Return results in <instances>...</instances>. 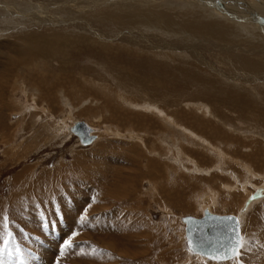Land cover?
Listing matches in <instances>:
<instances>
[{"label":"rangeland","instance_id":"374dc122","mask_svg":"<svg viewBox=\"0 0 264 264\" xmlns=\"http://www.w3.org/2000/svg\"><path fill=\"white\" fill-rule=\"evenodd\" d=\"M40 1L42 0H35L34 5L31 4V6L36 8L39 5L41 8ZM160 3L164 5L163 8L174 6V3L166 0ZM97 5L90 7L95 9ZM177 11H180L181 15L176 18V21L187 28L189 27V34L191 35L189 39L184 38V44H181L183 46L179 48L180 51L178 50V52L156 49L158 46H163V43L175 42L166 35L156 32H141L146 37L145 41H148L144 43L143 39H140L138 31L131 30L138 41H126L130 35L128 29H122L117 25L107 24V22L96 21L95 28L104 33L103 36L106 39H110V41L103 40V43L108 44L109 47L107 46V48L110 52L109 54L99 53L96 52L97 48L81 52L80 49L72 51L69 48L68 59L72 65L65 66L67 73H58L59 79L64 81L60 85L62 90L65 88L64 91L59 89L55 93L53 90L55 85L51 79H48L49 81L43 80V84L38 83V86L42 85L43 92L39 91L31 85L33 73L31 75L23 70L19 74V86L24 84L23 86L28 89L26 96L28 101L26 102L32 106L35 104L36 107L34 108L39 110L40 115L37 113L34 115L36 112L34 109H27L26 102L22 101V96L19 97V90L14 93L16 88L13 90L4 89L2 83L7 78L2 75L0 69V104L3 103L0 105V222L6 216L9 223L7 229L0 224V264H211L208 263L209 261H202L201 258L197 257L198 255L190 251L185 240V225L181 219L188 216L203 217L204 213L201 212L200 205L212 204V199L209 198L205 201L204 196L208 194L212 196L213 191L215 193L219 191L216 194L217 203L223 200L222 206L227 208V210L222 209L216 205V207L214 206L215 212L221 215L228 213L225 215L239 217V207L233 206L231 201L235 196L238 199L245 198L244 188L241 189L240 185L244 183V180L249 182L247 187L250 186L249 192L253 195V185L258 187L259 184H262L259 179L264 176V172L259 171L262 173L259 179L258 177L252 179L251 175L244 174L245 171L237 164L239 161H244L243 155L249 150L245 149L242 153L236 152L237 147L226 145L221 137L218 140L219 135L212 128L215 125L223 131L240 129L236 133L248 136V139L252 138L255 133L245 132L247 129L259 128L264 132V102H262L264 100V77L259 72L261 69L259 63H263V60H257L256 67L249 65L250 69L247 67L244 69L243 63L235 58V50H231L230 54H225L222 48L245 47L251 42L250 39L242 36L241 39L235 34V37H231L230 33L228 34L230 29L226 27V31H223L225 34L223 37L213 35L222 29L221 22L192 15L187 10ZM48 13L58 15V12L54 11ZM92 15L98 14L94 12ZM83 16L84 19L91 22H94L98 17L95 16L92 19L89 15L83 14ZM207 23L212 25L209 27ZM44 27V25L39 26V30L37 29L38 31L35 32L51 31L50 26ZM53 28L58 29L62 34L74 33L77 30L75 24L69 23L65 24L63 28ZM123 30L129 34L126 35V31ZM26 32L27 30L23 29L19 33H12L5 37H1L0 34L2 53L11 55L8 45L5 43L6 46H2L5 39L15 41ZM118 32L122 33V37L113 35ZM133 37L128 38L133 39ZM166 38L168 41L165 40ZM197 45L205 48L202 52L205 57L203 60L195 58V52L188 53L184 50L185 47L195 48ZM173 52L174 55H172ZM234 55L235 57H233ZM234 58L235 60H232ZM8 62L7 58L0 59V67H4ZM49 68L52 70H49L51 73L56 72L53 66ZM253 70L256 72L252 73ZM7 72L10 73V71ZM257 75L260 79L257 78ZM68 77H70L69 80ZM245 78L247 80L250 78L252 82L256 81L257 83L244 84L239 89L236 85L243 80L239 81L238 79ZM28 79L31 81L29 82ZM262 81L263 83H261ZM236 82L238 83L236 84ZM10 90H12L11 94L13 95H11L12 102L11 100L7 102L6 95ZM258 93L261 95H257ZM16 94L18 97L15 96ZM59 94L68 96V98ZM255 95L262 98L260 102ZM31 96L32 98L34 96L35 100ZM43 99L44 102L41 101ZM63 99L66 101L65 103ZM104 100L109 106L105 105ZM88 104L92 106H88ZM197 105L199 106L197 107ZM42 107L49 108V112L46 113L45 109H41ZM212 110L214 113L211 112ZM68 111H70V117L81 121L80 123H87V127H89L88 124L92 123L91 125L96 128L97 137H99H96L97 141L90 145L87 144V146H80L79 140L75 136L64 137L61 134H56L55 130L61 125L58 123L60 117L61 119L64 118ZM88 113L93 115V118H90L91 115ZM144 114L150 115L151 118L144 117ZM204 114H207L206 117ZM161 116H163L164 122L161 121ZM104 119L107 120L104 122ZM65 121L70 124L71 120L66 119ZM217 121L220 122L217 123ZM147 124H152L151 130H147L149 127ZM182 124H187V126ZM229 125L230 127H228ZM106 127L109 128V131L104 130ZM131 128L134 132H139L137 134L140 135L138 152L135 154L139 161L134 168L123 160H118L110 162V164L114 166L112 168L122 172L121 177L115 176L113 171L116 169L109 170L110 167L103 170V179L95 176L88 177V174L93 173L94 165L91 166L90 163L95 161L94 158L103 154H107L108 159L115 156L110 153L111 151H100L107 145L106 142L112 141L110 139L114 138L113 141L121 139L116 136L107 137L108 133L111 130L114 132L120 130L121 132H118L122 134L126 129ZM200 130L202 131L200 132ZM170 138L173 139L170 140ZM197 142L200 146L197 145ZM254 142L257 143L255 145L259 147V150L261 148L263 150L262 156L251 158V164L254 165L255 160V165H259L258 168L255 165L252 167L257 172L259 168L264 169V135L260 138L255 137ZM255 145H253L254 149ZM172 147H176L177 151ZM219 149H223L227 156L224 171L221 172L215 167ZM164 150L165 155L162 152ZM251 151L252 149L248 153H252ZM174 152H177L175 154L178 156L172 155ZM149 153L152 155L150 156ZM171 158L179 161L174 162L176 171L167 168V181L164 182L163 187L165 190H169L168 194L173 195L174 199H169L162 189H158V195L153 196L154 191H151V186L148 184L150 181L147 179L150 177L147 175L146 166L149 165L147 160L149 162L152 159L162 166L167 164L169 166L174 164V159ZM181 161L185 162L186 167L179 163ZM189 162L196 163L201 167L199 168L201 173L191 175L185 172L182 175L180 169L183 172L186 171ZM130 173L134 177V184L125 179ZM186 175L190 178H187ZM182 176H185L184 179ZM194 176L206 179L205 186L211 190L207 191L202 182L191 178ZM169 181H173L174 184L169 183ZM260 185L259 187L263 186V184ZM230 197L232 198L230 199ZM202 200L204 203L201 202ZM248 201L251 203L261 200L259 197L255 199L253 196ZM53 223L54 227L52 226ZM241 223L244 242H246L239 264H264V202L257 203L253 209L248 210L245 214V223ZM8 232L12 233L10 240H8ZM70 239L73 241V246L64 249L65 241ZM6 240H8V244L5 250ZM17 249L23 254V260L18 255ZM227 262L216 263L238 264L233 259Z\"/></svg>","mask_w":264,"mask_h":264},{"label":"bare ground","instance_id":"6f19581e","mask_svg":"<svg viewBox=\"0 0 264 264\" xmlns=\"http://www.w3.org/2000/svg\"><path fill=\"white\" fill-rule=\"evenodd\" d=\"M163 1L164 0H42V1H40L41 8H39V5H37V6L35 5L36 6V8H35V7L31 6V4L34 5L35 0H0V34H1V37L2 36L5 37L7 35L9 36L10 34L16 33V32L19 33L20 31H23V29H26L27 32H29V30H31V29L34 30V32H32V30H31V32H29V33H27V32L24 33L21 37L18 36L19 39L15 40V41H12L13 39L11 40V39H5L4 38L6 42L4 41L2 43L4 45H2V46L8 45L9 50L11 51V55L13 54L12 56H14V57H12L9 54H4V52L2 53V51L0 50V59L7 58L8 61H9L7 64H5L4 67L3 66L0 67V69L2 70V75L7 78V79H4L5 82L2 83L3 87H5L4 89H12L13 90V88H16L14 90L15 91L14 93H16L17 90H19V93H20L19 97L22 96L21 97V98H23L22 101H24V103L26 101H28V100H26V98H28V97H26L28 95V93H27V90L28 89L25 86H23L24 84H22V85L19 86V80H20V75L19 74L24 70V71L29 72L31 75L33 73L34 77H32V83H31V85H33L36 89H39V91L43 92L42 91V87H41L42 85L38 86L39 85L38 83L43 84V80L49 81L48 79H51V82L53 81V84L55 85V88L53 90H54L55 93H57L56 91H59V89L62 90V88L60 87L62 81H61V78L59 79L58 73H63V74L64 73H67L66 70H65L67 67H65V66L66 65H70V66L72 65V63L69 62V59H68V57H69V48H71L72 51H75L77 49L78 50L80 49V50H82L81 52H83V51H89V50L91 51L94 48H97L96 52L98 51L99 53L102 52L103 54H109V52H110L109 48H107L108 44H106L105 42L103 43V40L104 41L105 40H109L110 41V39L109 38L106 39L103 36L104 33H101L100 31H98L99 29L97 30V28H95L94 24L96 23V21L103 22V23L104 22H107V24H111L113 26L117 25V27H119V28L121 27L122 29H128L130 31L129 32L130 35L128 37H133V36L134 37H133V39L127 37V40L126 41H132V42L133 41H135V42L138 41V39H136V35L132 34L133 31H136V30L140 34L139 35L141 37L140 39H143L142 41H144V43H147L148 41L147 40H146L147 42L145 41L146 37L141 32H156V33L161 34V35H166L168 37H171V39H173L175 41V42H173L174 44L173 43H169V42H167L166 44L163 43L162 44L163 46H158L157 45L158 47L156 49L158 50L159 48H161V49H167V50H171V51L178 52L179 48H182V46H183V45L181 46V44H184V42H183L184 41V38L185 39L186 38L189 39L191 37V35L189 34V30H190L189 27L187 28L184 25L178 23V21H176V18L179 15H181L180 14V11L178 12L177 10H183V11L184 10H187L190 13H192V15H196L198 17L199 16H203L205 19H211V20L213 19V20H217V21L221 22L222 25H220V26H221L222 29L219 30L218 33H216V34L214 33L213 35H219V36L223 37L225 35V34H223L224 33L223 31H226V29H225V27H226V28H229L230 29V31L228 32V34L230 33V36L231 37L234 36V34H235V36H238V38L242 36V37H247L246 39H250L251 42L248 43L245 46L246 48L245 47H238L237 46L234 49L233 48L231 49V48L225 47L224 49L222 48V51H224L223 53H225V54H230L231 50H233V51L235 50L234 53H236V57H235V55L233 57L238 58L240 60V62L243 63L242 66L244 67V69H246V67L250 69V66L256 67L257 66V60L259 61V59H262L263 60V63H259V65H261L260 66L261 69H259L260 70L259 72H261V74H262L261 76L264 77V0H231V1H226V0H166L167 2L174 3L173 4L174 6L172 8H170L171 6H169L167 8H163L164 5H162L160 3V2H163ZM91 5L92 6L93 5H97V6H96L95 9L94 8L91 9V7H90ZM30 7H32V8H30ZM49 11L58 12V15H56V14L55 15H52V14L48 13ZM94 12H97V14H98V15H95V16H98V17H96V19L94 20V22H91L90 20L88 21V20L84 19L83 14L85 16L89 15V17L90 18L92 17V19L95 18V16L92 15V13H94ZM39 13H40V15H37ZM67 23H69V24H75L78 31L76 30V31H74V33H70V34H69V32L68 33H65V34H62L58 29L53 28V27L63 28V26H65V24H67ZM43 25L45 27L50 26L49 29L51 31L45 30V31H42L40 33L35 32L37 29L39 30V26H43ZM207 25L210 27L212 24L211 23H207ZM105 26H108V25H105ZM141 27H142V29H141ZM175 27H178V28H175ZM44 28L43 29L41 28V30H44ZM212 28H213V26H212ZM131 30H133V31H131ZM85 31H86V33H84ZM129 33L126 31V35L129 34ZM93 34H94V36H93ZM111 34H113V33H111ZM113 35L114 36L116 35V37H122V33H120V32H118L117 34L114 33ZM211 35H212V32H211ZM242 37H241V39H242ZM121 40L122 41H125L123 39H121ZM165 40L168 41L167 38ZM231 40H232V38H231ZM235 40H236V38H235ZM100 41H102V42H100ZM111 41L113 42L112 39H111ZM236 41H238V40H236ZM5 43H6V45H5ZM206 44H208V43H206ZM221 45H222V43H221ZM237 45H239V44H237ZM152 46H154V45H152ZM223 46H224V44H223ZM233 46H236V45H233ZM110 48H111V46H110ZM203 49H205V48L201 47L200 45H197V47H195V48H193V47H189V48L185 47L184 50H186V52H188V53H190L191 51H192V53L195 52V54H194L195 55V58H197L198 60H203V59H205V57L202 54ZM217 50L218 49H216V51ZM239 51H242V52H239ZM243 53H245V54H243ZM172 55H174V52H173ZM184 55L186 56V54H184ZM235 58L232 59V60H235ZM190 60H192V59L190 58ZM234 62H236V61H234ZM52 66L56 70V72L54 74L50 72L52 70L49 67H52ZM54 68H53V70H54ZM74 69H75V67H74ZM212 69H214V68H212ZM7 71H10V73L8 74ZM246 71H244V72H246ZM253 71L254 72H252V73H255L256 72L255 70H253ZM69 74H70V72H69ZM247 74H249V73H247ZM258 74L260 75V73H258ZM219 75H220V73H219ZM239 77H241V76H239ZM17 78H18V80H17ZM69 78L70 77H68V80H69ZM246 78L245 79H238L239 81H241V80H243V81L240 82V83L236 82V84L238 83L236 86H238V88H239L241 85H244V84L246 85V84H251V83H257L256 81L252 82L251 81L252 79L250 80V78L248 80ZM257 78H259L258 75H257ZM28 81H29V79H28ZM22 82H23V77H22ZM62 83H64V81ZM261 83H263V81ZM29 85H30V83H29ZM255 86H256V84H255ZM260 87L263 88V86H260ZM31 88H33V87H31ZM64 89L62 91H64ZM255 89H257V88H255ZM12 90L8 91V93L6 95L7 102L9 100H11V102H12V99H11ZM37 93L39 94V92H37ZM58 93H61V92H58ZM62 93L64 94V92H62ZM259 94L261 95V93H258L257 95H259ZM34 95H37V94L35 93ZM59 95H61V94H59ZM257 95H255V96L257 97ZM15 96H17V94ZM52 96H54V95H52ZM255 96H254V98H255ZM50 97H51V95H50ZM64 97H67L68 98V96H64ZM31 98H32V96H31ZM33 98L35 100V97L34 96H33ZM40 98H42V97H40ZM258 98L259 97H257V100H258ZM101 99H103V98H101ZM261 99L262 98H259V101L258 102H260ZM41 101L44 102V99L41 100ZM63 101H64V99H63ZM68 101H70V100H68ZM45 102H46V99H45ZM65 102L66 101H64V103ZM262 102H264V100ZM64 103H62V104H64ZM104 103H105V105L109 106L108 103H107V101L104 100ZM2 104H0V105H2ZM36 104H37V102H36ZM38 104H39V102H38ZM41 104H42V102H41ZM48 104H49V102H48ZM52 104H54V103H52ZM143 104H145V103H143ZM19 105H20V103H19ZM34 105L32 106L29 102L28 103L26 102V104H25V106H28L27 109H34L35 110L34 107H36V105L35 106ZM69 105L71 106L70 103H69ZM89 105L90 104H88V106ZM49 106H50V104H49ZM90 106H92V105H90ZM198 106L199 105H197V107ZM39 107H40V105H39ZM195 107H196V105H195ZM71 108H69V109H71ZM12 109H13V107H12ZM41 109L44 110L45 107H42ZM48 109H45L46 113L49 112ZM72 109H71V111H72ZM135 109H138V108H135ZM156 109H158V108H156ZM249 109H251V108L249 107ZM140 110H142V109H140ZM194 110H196V109H194ZM35 111H36L35 114L33 113L34 115H36V113L39 114L38 113L39 110L37 111V109H36ZM156 111H155V113H156ZM69 112L70 111H68V114L66 113L67 114L66 116L64 114V116H65L64 118L61 119V117H60V119H59L60 121L58 123H61V125H59V126L57 125L58 127L55 130L56 134H61L64 137H71V136L74 137L75 136L79 140V145L80 146H87V144L90 145L93 142L97 141V138H99V137H97L98 135L96 134V128H94L91 125L92 123L91 124H88L89 127H87V125H86L87 123L86 122H85L86 124L83 123L88 128L86 131H83L82 130L83 127L81 126V123H80L81 121L74 120L73 117H70ZM211 112H213V110ZM88 114L91 115L90 113H88ZM138 114H140V113H138ZM160 114H162V113H160ZM160 114H159V116H160ZM201 114H203V113H201ZM209 114H210V112H209ZM153 115L155 116V114H153ZM204 115L206 117L207 114H204ZM92 116L93 115H91L90 118H93ZM96 116L98 117V114H96ZM112 116L114 117V115H112ZM167 116H169V115H167ZM144 117L149 118V119L151 118V116L150 115H147V114H144ZM162 117L163 116H161V121L163 120ZM213 117H211V118H213ZM66 119L71 120L70 121V124L65 121ZM217 119H219V118L217 117ZM105 120H107V119H104V122H105ZM128 121H130V120H128ZM144 121H148V120H144ZM153 122H155V121H153ZM163 122H164V120H163ZM209 122H210V120H209ZM219 122L217 121V123H219ZM177 123H175V124H177ZM207 123H208V121H207ZM77 124H78V126H77ZM147 125H149V124H147ZM167 125H170V124L167 123ZM180 125H181V123H180ZM182 125H184V124H182ZM151 126H152V124L149 125V127L147 128V130L148 129L151 130ZM184 126H187V124H185ZM200 127H201V125H200ZM228 127H230V125ZM189 128H191V127H189ZM207 128H209V127H207ZM154 129H155V127H154ZM176 129H177V127H176ZM212 129H215L217 131V133L219 135L217 137L218 140L221 137L223 139V141H225L226 145H231L234 148L237 147V151L236 152L240 151L239 153H242L245 149H247L249 151L252 149V151H251L252 153H248L249 151H247V153L243 155L244 161H239V163H237V164L240 167H242V170L243 171H245L244 174L251 175L252 179L255 178V177L256 178L258 177V179H259V177L262 176V175H260L262 173H259V171L264 172V169L263 168H259L257 170V172H255L252 167L256 164L255 163L256 161L254 160V165L251 164V161H252V159H254L257 156H262L261 154H262L263 150H262V148H261V150H259V147H257L255 145L257 143H255L254 140H255V137L256 138L257 137L260 138L262 135H264V132L261 131L259 128H257V129L256 128L255 129L253 128L252 130L251 129H247V131H245V132L255 133V134H253V137L252 138L249 137L250 139H248L247 138L248 136H243V135H241L239 133H236V132H238L240 130L239 127H238L239 130L235 129V131H223V130H219L218 129V126H215L214 125ZM104 130L109 131V128L106 127V128H104ZM189 130H191V129H189ZM243 130H244V128H243ZM116 131L117 132H114V130L113 131L111 130L109 133L107 132L108 133L107 137H109V136H112V137L114 136L115 137L116 136V137H119L121 139L118 140V141L117 140L116 141L115 140L113 141L114 138L113 139H110L112 141L106 142L107 145H105L104 149L101 148V150H100L102 152H105V151H108L109 152V151H111L110 153H112L113 156L114 155L115 156L112 157L111 159H108L109 157L106 156L107 154L106 155L103 154L102 156H98V157L94 158L95 161L93 160L90 163L91 166L94 165V167H93V173L88 174L87 175L88 177L95 176V177H98L99 179H103L104 177L102 175V172H103L104 169H107L108 167H110L109 170L116 169V168H112L114 166H111L110 162H116L118 160H123L125 163L129 164L133 168H134L135 164L138 163L139 160L137 159V157H135V154L138 152V147H139L138 141L140 140V135L137 134L139 132H136V131L134 132V130L132 128L131 129H128V130L126 129L122 134L119 133V132H121L120 130H116ZM201 131L202 130H200V132ZM85 132H88L87 133L88 134V137H86L87 134H85ZM177 132H179V131H177ZM179 133H181V132H179ZM161 134H163V133H161ZM205 135H208V134H205ZM149 136H150V134H149ZM152 136H154V135H152ZM171 136H173V135H171ZM58 137H61V136L58 135ZM156 137L158 138V136H156ZM193 138H195V137H193ZM171 139H173V138H170V140ZM157 140L159 141L160 139H157ZM195 140H196V138H195ZM174 141H176V140H174ZM168 142H169V140H168ZM168 142H167V145L169 144ZM142 143H144V142H142ZM173 144H171V145L173 146ZM194 144H196V143H194ZM164 145H165V143H164ZM164 145H162V146L164 147ZM197 145H199V142H197ZM253 145H255V149L253 148ZM203 147H204V145H203ZM142 148H144V147H142ZM172 148H174L176 150V147H172ZM180 148H182V147L180 146ZM207 148H209V147H207ZM146 149H147V146H146ZM167 150H168V152H170L169 149H167ZM199 150H201V149H199ZM149 151H150V149H149ZM162 152L165 155V150L162 151ZM196 152H197V149H196ZM207 152H208V149H207ZM99 153H101V152H99ZM175 153H177V152H174L173 154L172 153L171 154L174 155ZM151 155L152 154H150V156ZM175 156H178V155L175 154ZM205 156H206V154H205ZM226 157L227 156L225 155V152L223 151V149H221V150L219 149L217 151V157H216V160L217 161H216V164H215V167H217L216 170H218L220 172L221 171H224ZM213 158H215V156ZM152 159L149 160V162L147 160V163H149V165L146 166V168L148 170L147 171L148 172L147 175L150 176V177L147 178L150 181V183H148V184H149V186H151L150 187L151 191H154L152 195L153 196L155 194L158 195V189H162L163 193L165 195H167L169 197V199H172V198L174 199L173 195L170 196V194H168L169 193L168 192L169 190L168 191L165 190L164 189L165 187H163V185H164V182L167 181V175H166L167 168H168V170L176 171V169H175V163H174L176 160L174 158H171L172 160L174 159V161H173L174 164H171L169 166H167L168 164L162 166L160 163H158L157 161L152 160ZM154 159H155V157H154ZM230 159H231V157H230ZM167 161L169 162V160H167ZM177 161H179V160L177 159ZM183 161H181L179 163H181L182 166L184 165L186 167L185 162H183ZM178 164H177V168L179 167ZM187 164H189V167H187V170L186 171L184 170V172H183L180 169L182 175L185 172L190 173L191 175H193L195 173H197V175H198L199 173H201V170L199 169L201 167H199L196 163L194 164V163L189 162ZM141 165H142V163H141ZM255 166H256V168H258L259 165L258 166L255 165ZM113 172H114L115 176L117 175L118 177H121L123 175L122 172L120 170H117V169L114 170ZM232 172H233V170H232ZM232 172H231V174H232ZM140 173H141V171H140ZM172 173H174V172H172ZM172 173H171V175H172ZM175 174H176V172H175ZM175 174H174V177L177 175V174L176 175ZM165 175H166V179H165ZM188 175H186V177ZM142 176H144V175L142 174ZM168 176H169V174H168ZM182 177L184 179L185 176H182ZM187 178H190V177L188 176ZM191 178L197 179L198 181H200V182L203 183V186H205V183H206L205 180L206 179H203L201 177L197 178L196 176L191 177ZM105 179H107V178H105ZM125 179L129 183H133V181H134V177L131 176V173L127 177H125ZM179 179H180V177H179ZM236 179H237V177H236ZM174 180H177V179H174ZM259 180L261 181V183L263 184V186L262 187H259V185H260L259 184L258 187H257L254 184L253 185V192H252L253 195L249 192V187L250 186L247 187V185L249 184V182H245V180H244L243 181L244 183H242L240 186H241V189L244 188L243 189L244 192H245L244 196L246 195L245 198L238 199V197L232 196V197H234V199H233V201L230 200L232 202V205L233 206L236 205L237 208L239 207V217H240L241 222H244L245 223V214L247 213L248 210L253 209V207H254L255 204H257V203L259 204V203H263L264 202V176L260 177ZM170 181H169V183L172 184L173 181L172 182H170ZM237 182L239 183V181H237ZM204 188L207 191L208 190H211L209 188H206V186ZM146 191H147V188H146ZM148 191L150 192V190H148ZM213 192H214V194H212L213 197L210 196L209 194L207 196H204V198L206 199L205 201H207V200H209V198H211L212 199V202H211L212 204H202V205H200L201 212L205 214V212L208 211L209 213H211L213 215H220V216H223L225 214H228V213H224L223 215H221V214H218V213L215 212L214 206L216 207V205H219V208H222V209H226L227 210V208H225L224 206H222V204L224 203L223 200L221 202H218L217 203V199L218 198H217L216 194L219 191L216 192V193H215V191H213ZM255 192H256V194H255ZM122 196H123V194H122ZM153 196H151V197H153ZM253 196H254L255 199H257V197H259V200H261V201L260 202L258 201V202H251L250 203L248 200L251 197H253ZM232 197H230V199ZM240 200H242V201L240 202ZM201 202H203V200ZM237 202H240V203H237ZM188 217H192V216H188ZM234 217H236V216H234ZM185 218L186 217L182 218L181 219V222L185 225V227H184L185 240L187 241V244H188V239H187V235H186L187 224L184 221ZM193 218L200 219V218H196V217H193ZM238 222H239V225H240V237L243 238V242H244L245 239H244L243 232H242V227L243 226H241L242 223H240L239 219H238ZM246 239L248 241V238H246ZM188 247H189V245H188ZM190 251L192 252L191 249H190ZM192 253L195 254V255H198L197 257L201 258V260L204 261V262H208L209 261L208 263H211V264H215L216 262H219V261L209 260L208 258L203 257L202 255L196 254L194 252H192ZM231 260H227V261H231ZM227 261H223V262H227ZM227 263H230V262H227ZM216 264H218V263H216Z\"/></svg>","mask_w":264,"mask_h":264},{"label":"water","instance_id":"95a60500","mask_svg":"<svg viewBox=\"0 0 264 264\" xmlns=\"http://www.w3.org/2000/svg\"><path fill=\"white\" fill-rule=\"evenodd\" d=\"M83 131L88 128L81 123ZM88 132H85L87 134ZM88 137V134L86 135ZM187 224L186 235L189 248L192 252L202 255H228L231 257L229 249L235 243L237 237H240V225L238 219L232 215H213L208 211L200 219L186 217ZM212 260V259H209ZM231 260H221L219 262ZM216 261V260H213Z\"/></svg>","mask_w":264,"mask_h":264},{"label":"snow or ice","instance_id":"6c2138e0","mask_svg":"<svg viewBox=\"0 0 264 264\" xmlns=\"http://www.w3.org/2000/svg\"><path fill=\"white\" fill-rule=\"evenodd\" d=\"M0 224H2V226L7 229L9 228V223H8V218L5 216L2 220V222H0ZM54 227V223L52 225ZM12 237V233L8 232V240H10ZM8 240L5 241V250L7 249V244H8ZM73 246V241L70 240H66L64 243V249H69ZM244 242H243V238L242 237H237L235 243L231 246V248L229 249V251L231 252V257H229L228 255H212V254H208L206 253V255L209 256V259L212 260H216V261H221V260H226V259H233L235 261L239 262L242 260V253H243V248H244ZM17 253L18 255L21 257V259L23 260V254L20 253V250L17 249Z\"/></svg>","mask_w":264,"mask_h":264},{"label":"crops","instance_id":"0c3cea01","mask_svg":"<svg viewBox=\"0 0 264 264\" xmlns=\"http://www.w3.org/2000/svg\"><path fill=\"white\" fill-rule=\"evenodd\" d=\"M239 219V217H237ZM240 223H241V220L239 219Z\"/></svg>","mask_w":264,"mask_h":264}]
</instances>
